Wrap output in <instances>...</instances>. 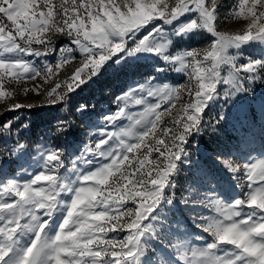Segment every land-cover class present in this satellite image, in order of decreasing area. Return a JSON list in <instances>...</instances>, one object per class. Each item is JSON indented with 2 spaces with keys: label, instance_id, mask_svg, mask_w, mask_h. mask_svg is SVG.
Wrapping results in <instances>:
<instances>
[{
  "label": "snow or ice",
  "instance_id": "1",
  "mask_svg": "<svg viewBox=\"0 0 264 264\" xmlns=\"http://www.w3.org/2000/svg\"><path fill=\"white\" fill-rule=\"evenodd\" d=\"M221 7L217 0H0V99L14 95L6 84L37 77L48 83L76 59L74 52L82 59L47 91L50 104L67 102L68 94L110 67L113 57L118 62L120 54L151 55L188 81L140 85L138 91L155 102L136 98L143 111L127 115L120 108L109 115V122L129 123L86 146L80 166L73 161L65 168L62 153L51 150L43 169L24 182H0V264H151L150 248L152 255L160 254L159 264H264V157L242 166L225 161L230 172L240 173L238 181H247V191L227 203L216 200L214 214L193 217L207 234L195 237L203 246L190 247L187 239L173 244L166 235L179 230L173 228L179 218L170 216L197 204L189 197L175 199L173 177L189 137L201 131L205 110L221 94L218 87L224 86L226 97L246 92V83L264 73V48L243 63L229 51L264 46V0H237L232 6L226 19L247 21L237 33L216 30ZM201 30L215 38L208 47L172 51ZM57 35L68 43L57 46ZM53 54L55 65L28 59ZM29 91L40 89H23ZM182 93L189 99L171 125L161 127ZM22 107L32 105L13 103L9 110ZM11 127L3 124L6 131Z\"/></svg>",
  "mask_w": 264,
  "mask_h": 264
},
{
  "label": "rangeland",
  "instance_id": "2",
  "mask_svg": "<svg viewBox=\"0 0 264 264\" xmlns=\"http://www.w3.org/2000/svg\"><path fill=\"white\" fill-rule=\"evenodd\" d=\"M119 2V0H118ZM221 5V16L216 22V30L226 33L241 32L246 28L247 21L243 19H226L232 6L237 0H217ZM215 38L206 30L193 33L187 40H181L172 51L178 48L193 47L206 48ZM57 46L68 43V38L62 35L54 37ZM264 46L244 45L241 49H230V53L237 56V63H243L250 55L259 56ZM76 59L64 66L58 76H54L48 83L37 77L20 84H6L5 90H13L10 98L0 99V182L8 178H15L24 182L31 175L43 169L49 151L62 153L65 168L70 169L72 162L80 166L79 158L86 146L102 138V132L115 131L119 127H126L129 121L121 118L109 122L106 118L116 114L120 108H125L127 115H136L143 111L142 105H136L135 99L147 97L146 93L138 91L140 85L146 87L160 86L164 83L178 85L188 83L181 74L168 68L162 61L147 54L125 56L120 54L109 61L110 67L100 72L87 82L81 84L74 92L68 94L67 102L50 104L46 101V93L55 86L58 80L71 75L82 59L78 52L73 53ZM37 66L51 63L55 65L56 56L33 58ZM160 68L168 69L158 71ZM226 66L222 69V75ZM242 75H244L242 73ZM150 81V84H149ZM39 86V94L24 88L32 89ZM248 91L225 96L224 86L218 87L219 98L205 110L201 123V131L189 137L185 146L187 155L180 166L179 175L173 178L177 183L175 199L189 197L197 204L189 210L178 214V231L167 233V238L173 244L185 239L191 241L190 247H201L204 241H197V235L207 234L195 226L193 217L200 214H214L216 200L227 203L230 198L243 196L247 191V181L237 180L240 173H232L226 167L225 161L235 165L257 162L264 157V73L258 78L247 82ZM137 89V91H133ZM63 88L58 91H62ZM132 92V98L127 94ZM125 97L124 99H120ZM189 97L181 94L177 107L172 114H165L161 118V127L171 125L173 115ZM13 103L32 105L17 110H9ZM162 107H166L162 106ZM7 119V120H6ZM5 123L12 125L10 131L3 128ZM3 122V123H2ZM153 154L152 158H155ZM62 174L65 169L59 170ZM207 205V208H205ZM128 206H132L129 203ZM111 235V234H110ZM123 235V233H120ZM167 243V241H165ZM169 251L175 249L169 246ZM151 264H159L160 254L152 255L151 248L146 256ZM178 259V255H177Z\"/></svg>",
  "mask_w": 264,
  "mask_h": 264
},
{
  "label": "trees",
  "instance_id": "3",
  "mask_svg": "<svg viewBox=\"0 0 264 264\" xmlns=\"http://www.w3.org/2000/svg\"><path fill=\"white\" fill-rule=\"evenodd\" d=\"M7 120V119H6ZM7 122V121H4V123ZM3 123V122H2Z\"/></svg>",
  "mask_w": 264,
  "mask_h": 264
}]
</instances>
